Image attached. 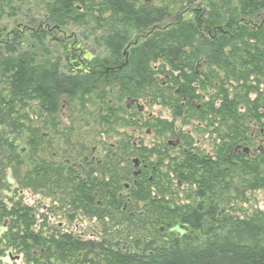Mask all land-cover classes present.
Listing matches in <instances>:
<instances>
[{
    "label": "trees",
    "instance_id": "16d2710c",
    "mask_svg": "<svg viewBox=\"0 0 264 264\" xmlns=\"http://www.w3.org/2000/svg\"><path fill=\"white\" fill-rule=\"evenodd\" d=\"M151 1L48 0L45 11L48 21L58 27L92 25L91 32L100 31L99 37L93 39L106 48V64H114L121 58L130 35L135 33L137 42L129 47L127 63L120 76L114 73L110 78L124 95L139 97L147 89H154L162 96L163 89L153 78L156 72L152 68L157 62H161L160 68L169 66V74L177 72L179 75L174 83L182 80L181 92L174 99L168 98L170 106H175V118L181 116V95L197 98L191 85L196 80L199 82V74L195 73L193 65L200 61L206 70L215 67L223 74L216 75L220 84L236 83L244 90L241 96L236 93L231 99L228 91H221L218 108L210 110L224 126L223 141L213 156L192 151L173 164L171 172L175 179L195 186L187 196L192 201L183 206L165 201L163 195L160 198L152 195L146 187L149 180L144 173L136 177L132 189L123 194L121 181L129 175L126 166L117 172L112 166L98 168L95 175L89 172L86 176L82 169H72L65 162L37 159L32 168L24 172L23 178L30 184L48 186L52 193L59 189L57 183L63 180V174L73 176L76 187L72 210L80 204L83 211L94 209L92 216L99 212L106 217L110 216V209L121 216L120 222L126 227L115 231L118 227L113 226L114 243L106 237L109 231L106 227L99 240H84L70 233L42 239L29 230L34 225L32 207L23 204L20 197L9 208L0 200V232L5 233L8 222L14 221L16 231L8 234L10 241L5 244H12L23 252L25 264L56 261L60 264H264V211L255 210L242 218L232 213L235 202L244 199L246 192L264 190V32L251 27L248 21L264 11V0H236L234 11L226 12L221 8L224 1L229 4V0L217 3L204 0L196 8L191 7L194 0H168V3L159 0L158 4ZM176 4L192 9L188 19L181 18L180 13L172 16L169 5ZM203 29L213 31V38L205 37ZM14 53L16 50L10 45L8 55H0V75L6 78L8 87L6 96L0 95V129L8 123L10 132L19 130L20 124L15 121L23 115H19L17 104L36 100L39 112L50 118L62 95L82 97L96 86L90 75L60 73L57 61L38 64L33 54ZM207 77L208 74H202V86ZM251 93L255 94L253 99ZM189 105L187 103V107ZM238 105L243 106V112L238 111ZM25 114L28 115V111ZM204 117L200 114L199 119L204 120ZM253 125L261 136L262 152L258 148L253 152L246 146L253 139L250 137ZM11 138L0 132V190L4 183L10 182L5 176L6 169L12 163L19 166L20 158L25 155L26 148L21 153L15 139ZM30 139L27 148L33 153L36 144L32 137ZM17 166L10 168L14 178L19 180L23 171ZM16 196L17 192L12 195ZM129 199L142 204V210L127 212L131 208ZM69 219L73 220L74 215ZM142 224L153 226V235L141 234ZM36 248L38 257L33 251ZM12 260L16 257L6 259Z\"/></svg>",
    "mask_w": 264,
    "mask_h": 264
},
{
    "label": "rangeland",
    "instance_id": "374dc122",
    "mask_svg": "<svg viewBox=\"0 0 264 264\" xmlns=\"http://www.w3.org/2000/svg\"><path fill=\"white\" fill-rule=\"evenodd\" d=\"M147 1L152 3L151 0ZM218 1L214 0L215 3ZM47 2L48 0H0V31L4 29L5 34L12 30L14 31L17 29L16 24L18 23H21L25 27L32 22H44L46 19L45 6ZM158 2L159 0H155L153 4H158ZM203 2L204 0H194L191 7L196 8ZM166 3H168V0H166ZM182 7L186 6L183 4H176V6L169 5V9L173 14L172 16L180 13L181 18L188 19L192 13V9L189 6L187 7L189 9H183ZM235 7L236 0H229V4L224 1V7L221 8V11H234ZM248 21L251 27H256L258 30L261 29L264 32V11L259 12ZM91 26L65 25L59 27L52 34L43 35L40 39L38 37L34 39L25 35L20 39L14 55L28 52L34 55L35 62L38 64H44L45 62L53 63L60 60V63L65 65L68 59L74 55L73 49H82L94 57L93 61H105L108 57L106 48L98 40L93 39L94 37H99L101 32H91ZM16 32L22 35L21 31L17 30ZM201 32L205 37L213 38V31L203 29ZM133 41H136L135 33L130 35L127 45ZM70 49L71 51L68 52ZM126 50L129 53L130 48ZM198 63L194 64L193 68L195 73L199 74L197 75L199 82L196 80L191 85L195 88L194 93L197 98L193 100L192 105L183 108V115L180 119L172 117L171 104H169L168 98L174 99L176 97L174 89L182 83V80L179 79L174 83V78L176 76L179 77L178 73L173 72L172 75L169 74V66L166 65L164 68H160L161 62L153 64L152 71L156 72L153 78L160 85V82L168 77L169 84L167 86L160 85V88L163 89L161 91L162 96H158L159 94L155 93L154 89H147L144 95L141 94L139 96L141 98L138 99V105L142 109L141 112L136 113L137 116L133 117L135 122L131 121L130 113L124 110V105L126 104L125 95L119 97L118 92L113 86L103 89V83L98 87L101 91L94 90L82 97L78 95L71 99L68 98L69 100H62L63 102L61 101L62 105L59 107L58 113L50 118L45 117L39 112L36 100L17 104L19 115H23L22 118H18L15 121V124H20L19 130L10 132L7 123L1 127L0 132L4 137L15 139L14 142L17 150L26 148L25 155L20 158L21 164L19 166L15 163L10 164L11 168L17 166L23 172L21 171L22 177L17 180L13 176L12 169L10 167L6 169L5 176L10 182L4 183V186L1 188L0 200H3L6 208H9L11 203L20 197L23 204L25 203L32 207L34 225L30 226L29 230L38 233V236L42 239H46L50 235L70 233L84 240L89 238L99 240L102 237L101 235L104 234V227H106L109 230L106 232V237L110 243H114L116 241L115 231L119 227H126V224L121 223V216L115 214L110 209H108L110 216L106 215V217H102L99 212L92 216L91 212L94 209L83 211L80 204H77L76 210H72L71 200L76 187L73 176L67 177V175L63 174V180L57 183L59 189L54 190L53 194L48 186L44 187L41 184L33 186L23 176L26 169L32 168L33 163L37 159H46L47 161L50 159L54 162L64 163V153H67L65 156L71 154L74 150H77L76 144L84 141L85 144L96 147L97 150L103 151L104 154L108 151L113 152L110 147L115 143L116 148H118L120 143V152L118 153L121 154V158L129 154V147L134 142L136 151L138 153L142 152L147 157V161L143 162L147 164V171L143 173L149 180L146 187H149L152 195H157L159 198L163 195L165 201H169V203L177 206L189 204L192 200L187 196L191 194L195 186L189 183H176L175 175L171 171L173 164L180 159L179 156L182 148L177 145H168V141H172L173 143V134L177 133L182 145L185 147L187 146L186 143L191 142L189 145L194 146L193 153L201 154L202 156H213L214 152H216V147L223 141L221 137L224 135V126L220 124L218 117H213L214 113L210 112V110L212 107L214 109L218 108L219 99L222 95L221 91H228L229 99L236 93L241 96L244 91L239 86H236V83H232V86L228 83L220 84L221 81L216 76H223L220 71L215 67L206 70L204 69V65H198ZM60 69L67 73L70 71L68 67L63 68L62 66ZM71 72L74 73V71ZM204 73L208 74V77L205 78L202 86L200 80ZM233 87H236V89ZM259 87L261 88V86ZM7 88L6 78L0 75L1 96H6ZM167 88L171 90L167 91ZM110 92L115 94V98H119L117 104L121 110L117 111L118 114L115 116L102 120L100 117L103 115L104 110H102L101 104L105 105L106 98L110 96ZM145 95H147V98ZM254 96V93L250 94L251 99ZM113 100L114 97L111 96L110 101ZM243 109L242 105H238L239 112H243ZM134 110H131V113ZM27 111L28 115L25 114ZM200 114H204V120L199 119ZM253 127L250 133V137L253 139L246 146L253 152L257 148L261 151L263 146L260 140L261 136L258 135L255 125ZM29 137L35 140V152L33 153L27 148V143L31 140ZM3 149L6 152L5 147ZM55 153L56 157L53 158L52 155ZM32 156L33 158L31 159ZM120 161L119 169L126 166L124 160L120 159ZM131 161L130 159L127 160L129 163V175L121 181L123 186L121 192L123 194L131 190L133 186L134 179L131 177L133 172ZM152 176H155L156 179H153ZM54 188L56 187L54 186ZM15 192H17V196L12 197ZM128 204H130L131 208L127 212L134 213L142 210V204H135L132 199H129ZM234 205V212L232 213L239 218L247 216L255 210L264 211V190L246 192L244 199H237ZM71 215H74L73 220L69 219ZM13 223L14 221L12 220L8 222L5 233L0 232V249L2 250L0 252V264H25L26 261L24 253L17 249L16 246H12V244L6 246L5 244L10 241L8 234L15 233L16 231ZM114 225L118 227L115 228V231ZM142 225L140 227L142 230L141 234L153 235V226ZM1 226L2 223L0 221V228ZM12 226L14 228H11ZM36 250L37 248L33 251L35 252ZM37 254L36 251V257H38ZM11 257L12 259L16 257V260L6 261L7 258ZM39 260L41 261V259ZM53 264L60 263L56 261Z\"/></svg>",
    "mask_w": 264,
    "mask_h": 264
},
{
    "label": "flooded vegetation",
    "instance_id": "af4514ba",
    "mask_svg": "<svg viewBox=\"0 0 264 264\" xmlns=\"http://www.w3.org/2000/svg\"><path fill=\"white\" fill-rule=\"evenodd\" d=\"M16 28H17L16 30H14V31L12 30L6 34H5L4 29L2 31H0V37H1L0 38V55H2L4 57L7 56L8 54H6V52H7V49L10 45H12L13 49L16 50L17 45H19L20 39L23 36L26 35L27 37H33L34 39H36L38 37L40 39L45 34H48V33L52 34L54 31H56L58 29V26L51 24L46 17L44 22H37V23L32 22L31 24H29L25 27L23 25H21V23H18V24H16ZM17 30L21 31L22 35L20 33L16 32ZM71 49L68 50V52L71 51ZM126 49H127V47L122 51L121 58L118 59L117 62L114 64H109V63L106 64L103 60L95 62V61H93L94 57L92 55H89L86 51H83L82 49L81 50L80 49H73L74 55L71 56L70 59H68V62L65 65H62L60 63V60L57 61L58 69H59L60 73L66 75V76H89V75L92 76L93 77L92 83H95L96 86L94 88H92L89 93H91L94 90H99V88H98L99 85L101 83H103L104 84L103 89L104 88L108 89L109 87L113 86L115 88V90L118 92V96L121 97L124 94L122 93L118 84L114 80H111L110 75L111 74L113 75L114 73H116L117 74L116 76H120L119 73H120L121 69H123V67L127 63L128 52ZM54 62H56V61H54ZM198 65H199V63H198ZM62 66H63V68L68 67L70 71L68 73L65 71H61L60 68ZM71 71H74V73H72ZM167 76H169V75H167ZM95 79H98V80L94 81ZM168 84H169V78L168 77H166L164 81L160 82L161 86H167ZM166 90L170 91L171 89L167 88ZM99 91H101V90H99ZM180 92H181V89H180V85H179L176 89H174V94L177 95ZM109 95L110 96H108L106 98V103H105V105H107V107L104 108L105 105L101 104V106L103 107L102 110H104V113H102L103 115L100 118H104L105 120L107 118H109L110 116H115L116 114H118L117 111L121 110L118 108V104H117L118 103L117 100L119 98H115V94H113L111 92L109 93ZM111 96L114 97L113 101H110ZM145 96L147 98V95H145ZM186 97L187 96H185V95L180 96L181 101H180L179 106H182L181 116L175 118L173 115V112L175 110V106L171 107V110H172L171 115L174 119H180V117H182V115H183L182 110H183V108H185V105L187 106V103L192 105V102L194 99L191 96H189V98H186ZM125 98H126V104L124 105L125 106L124 110L126 112L130 113L131 121L135 122V119H133V117L137 116L136 113L141 112V109H142L141 106L138 105V99L141 97H134V96L125 95ZM64 99L66 100V99H68V97L66 95L61 96V99L59 100V103H58V107L56 108V112L52 116H54L58 113L59 107L62 105L61 101ZM37 105H38L37 107L39 110V103ZM131 110H134V112L131 113ZM173 136H174L173 137L174 142L172 143V141H168L169 142L168 145H171V146L177 145L178 147L181 146L182 152H181L180 156H182L183 154H186L188 151L192 152L194 150V146L189 145V143L191 144V142L186 143L187 146L185 147L184 145H182V143L180 141V137L178 136L177 133H174ZM102 140H103V138H102ZM84 142L76 144L77 150L76 151L74 150L75 151L74 157H72V156L66 157L65 155L63 156V159L65 160L64 162L67 166L69 165L70 168L76 169V170L82 169L83 175L87 176V174L89 173V171L91 169L97 170L98 168H100V169L106 168V166H109V169H110V166L114 163L115 164L112 167L114 170L117 171V170H119L120 159L125 161L124 163L126 164V167L129 166V163L127 162V160H129V159L132 160L131 161L132 167H133L132 175L134 177H138L144 171L145 172L147 171V164L143 163V162L147 161V157L142 152L138 153L136 151V149H135L136 147L134 145V142L129 147V151H130L129 154L127 156H125L124 158H121V154L118 153V152H120V150H119V148H120L119 146L121 145L120 143H119L118 148H116L115 143L110 147V149L113 150V152L108 151L107 153L104 154L103 151H101V150L99 151V150H97L96 147L90 146V144H85ZM115 150H116V152H115ZM52 157L55 158L56 153L53 154ZM93 174H96V173H93Z\"/></svg>",
    "mask_w": 264,
    "mask_h": 264
},
{
    "label": "bare ground",
    "instance_id": "6f19581e",
    "mask_svg": "<svg viewBox=\"0 0 264 264\" xmlns=\"http://www.w3.org/2000/svg\"><path fill=\"white\" fill-rule=\"evenodd\" d=\"M58 29H59V27H58ZM136 42H137V41H133V42H131L130 44L126 45L125 47H127V48H129V47H131V46L133 47V46L136 44ZM23 149H24V148H23ZM23 149H21V153L24 152ZM244 150H246V148H244ZM63 153H64V152H63ZM64 154L66 155L67 153H64ZM69 156L74 157V156H75V151L72 152L71 154L67 155L66 157H69ZM89 172H90V173H96V169H91ZM116 172H117V171H116ZM131 177H132V179H134V181H133V185H134L135 180H136V177H134L132 174H131ZM176 183L178 184V183H180V182L176 180ZM96 201H97V204H101L100 201H98V200H96ZM115 214L118 215L117 212H115ZM9 259H11V258H9Z\"/></svg>",
    "mask_w": 264,
    "mask_h": 264
}]
</instances>
